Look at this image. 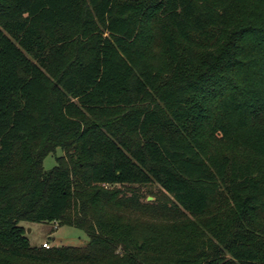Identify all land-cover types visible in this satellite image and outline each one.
I'll return each mask as SVG.
<instances>
[{
	"label": "trees",
	"instance_id": "1",
	"mask_svg": "<svg viewBox=\"0 0 264 264\" xmlns=\"http://www.w3.org/2000/svg\"><path fill=\"white\" fill-rule=\"evenodd\" d=\"M0 264H264V0H0Z\"/></svg>",
	"mask_w": 264,
	"mask_h": 264
},
{
	"label": "rangeland",
	"instance_id": "2",
	"mask_svg": "<svg viewBox=\"0 0 264 264\" xmlns=\"http://www.w3.org/2000/svg\"><path fill=\"white\" fill-rule=\"evenodd\" d=\"M63 155V151L58 149L55 154H49L44 160V168L52 169L57 164V156ZM142 201H152L160 193L157 184L137 186ZM26 227V234L34 246H41L48 242L51 247L71 245L83 246L88 242V235L81 229L73 226H58L53 222H22Z\"/></svg>",
	"mask_w": 264,
	"mask_h": 264
},
{
	"label": "built area",
	"instance_id": "3",
	"mask_svg": "<svg viewBox=\"0 0 264 264\" xmlns=\"http://www.w3.org/2000/svg\"><path fill=\"white\" fill-rule=\"evenodd\" d=\"M43 245H44L45 247H50V245H49L48 242H44Z\"/></svg>",
	"mask_w": 264,
	"mask_h": 264
}]
</instances>
